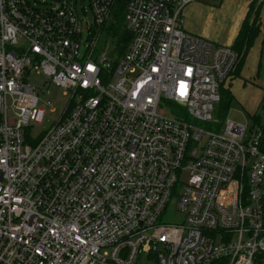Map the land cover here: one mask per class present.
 Instances as JSON below:
<instances>
[{"label":"built area","instance_id":"obj_1","mask_svg":"<svg viewBox=\"0 0 264 264\" xmlns=\"http://www.w3.org/2000/svg\"><path fill=\"white\" fill-rule=\"evenodd\" d=\"M191 1L89 0L80 55L78 0H0V264L262 263L261 131L213 119L239 55L184 31ZM38 73L69 102L31 141Z\"/></svg>","mask_w":264,"mask_h":264},{"label":"crops","instance_id":"obj_2","mask_svg":"<svg viewBox=\"0 0 264 264\" xmlns=\"http://www.w3.org/2000/svg\"><path fill=\"white\" fill-rule=\"evenodd\" d=\"M251 3L255 5L253 11L259 8L260 30L224 86L233 97L234 108L246 113L249 120L254 115L260 124H264L261 119L264 109V6L256 0H194L182 10V27L187 33L213 44L231 47ZM252 125V128L256 127L253 122Z\"/></svg>","mask_w":264,"mask_h":264},{"label":"rangeland","instance_id":"obj_3","mask_svg":"<svg viewBox=\"0 0 264 264\" xmlns=\"http://www.w3.org/2000/svg\"><path fill=\"white\" fill-rule=\"evenodd\" d=\"M43 1H45L46 4H50L51 0H29L30 4L36 5L38 8H45L46 5H44ZM197 1L205 2L208 0H197ZM119 8L120 7H118L117 5L115 12ZM77 11L80 15V18L83 20L82 45L80 49L81 52L80 55H82L83 53L82 50L84 49V45L87 44V41H89V38L91 37V35H89L88 23H91L93 16L89 5V0H82V1L78 0ZM112 23L113 20L108 24V26L106 27V32L104 31L102 35H108L109 27L112 25ZM31 83L36 87L38 92L39 89L42 90V93H39L40 101L38 107H40L44 111L42 122L40 124H32L28 130L29 139L31 141H35L41 136L43 131L49 129L59 119V117L61 116V114L63 113L64 109L66 108L69 102V94L66 95L62 90H57L56 88L49 90L50 88H49L48 79L42 73L33 74ZM232 104L233 103L229 104V107L227 108L224 116V120L231 121L236 124L245 125L247 129L251 128L253 125L251 120H249V118L247 117L246 113H244L243 111L237 108H234ZM213 119H217L215 113H213ZM261 119L264 120V109L261 111ZM185 177L186 175L183 174L180 181L183 182ZM150 258L151 259H149L148 264H155L152 256ZM261 262H262L261 264H264V259H262ZM138 264H142V262L139 261Z\"/></svg>","mask_w":264,"mask_h":264},{"label":"trees","instance_id":"obj_4","mask_svg":"<svg viewBox=\"0 0 264 264\" xmlns=\"http://www.w3.org/2000/svg\"><path fill=\"white\" fill-rule=\"evenodd\" d=\"M254 3H251L250 9L247 13V16L242 23V26L236 36V39L231 46L239 55L238 61L235 65V70L241 64L244 55L246 54L248 48L251 46L254 38L257 36L260 30V23H259V8L254 9ZM253 15V16H252ZM122 18H123V5L117 10L114 16V20L112 25L109 27V35L117 39L116 41L119 44V54H122L126 48L128 42V35L125 30L122 28ZM233 97L227 87L222 85L220 87V100L217 103L214 113L216 114L218 121H224V116L226 113L229 104L231 103ZM250 119L254 123V126L260 129L261 131V139H260V147L261 150L264 151V124H260L258 121V117L252 115ZM219 125V124H218ZM219 127V126H218ZM263 217H264V191H263Z\"/></svg>","mask_w":264,"mask_h":264}]
</instances>
